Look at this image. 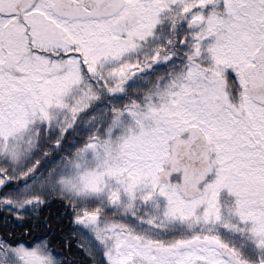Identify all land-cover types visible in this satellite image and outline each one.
Instances as JSON below:
<instances>
[{
	"label": "snow or ice",
	"instance_id": "1",
	"mask_svg": "<svg viewBox=\"0 0 264 264\" xmlns=\"http://www.w3.org/2000/svg\"><path fill=\"white\" fill-rule=\"evenodd\" d=\"M0 264H264V0H0Z\"/></svg>",
	"mask_w": 264,
	"mask_h": 264
}]
</instances>
